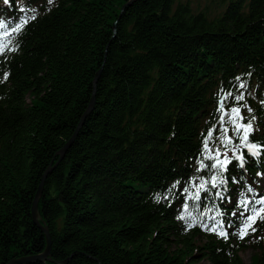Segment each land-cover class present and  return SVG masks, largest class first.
Instances as JSON below:
<instances>
[{
  "label": "trees",
  "instance_id": "trees-1",
  "mask_svg": "<svg viewBox=\"0 0 264 264\" xmlns=\"http://www.w3.org/2000/svg\"><path fill=\"white\" fill-rule=\"evenodd\" d=\"M127 2L44 3L0 59V264L46 251L32 217L42 184L52 263L34 264H244L247 245H197L172 185L204 175L196 160L221 89L239 93L250 70L263 83L264 0H222L213 20L176 0H137L120 16ZM260 92L243 113L264 132Z\"/></svg>",
  "mask_w": 264,
  "mask_h": 264
},
{
  "label": "snow or ice",
  "instance_id": "snow-or-ice-1",
  "mask_svg": "<svg viewBox=\"0 0 264 264\" xmlns=\"http://www.w3.org/2000/svg\"><path fill=\"white\" fill-rule=\"evenodd\" d=\"M47 2L52 4L54 0H47ZM11 3L12 0H4L5 5H11ZM19 11L21 13L26 11L36 12V8L31 6L19 7ZM31 19L35 20L36 16L33 15ZM28 23L29 18L27 16L16 18L14 25H9L5 21L0 20V56L5 55L7 51L15 50L11 46V36L19 34ZM8 75V73H4L5 80ZM239 87L240 89L245 88L244 83H241ZM221 93L222 95L217 102V112L219 113L217 124L208 129L202 141L200 158L196 160V172L204 173V175L189 177L183 187H180L181 181L177 180L172 187L177 188V191L185 197V202L181 205L185 212L189 210L187 201L192 200L196 202V205L205 209L202 213L203 215H208L211 209L207 207L203 195L209 192L221 204L225 201L232 204L233 208L230 212H227V215L235 218V222L230 220L227 227H224L225 221L223 217L226 211L221 208L216 212L215 216L208 217L213 221L211 226L205 225L203 222H201V226L205 231L215 233L218 237L225 240L229 238L227 229L232 228L234 230L231 235L237 236L242 240L250 232L254 233L257 231L254 225L258 221L264 222V195H260L258 199H249L244 195L243 191L234 189L233 192L237 199L233 201L232 196L226 195L229 183V177L226 173L229 171V164H232L233 168L244 169L249 157L255 159L264 155V144L250 139L251 131L253 130L252 121L255 117L246 118L243 115L245 109L249 113L253 112V109L245 101L244 93H233L224 89H221ZM229 100L232 102L231 106H226ZM241 101L245 102L241 103ZM261 104H264V101H261ZM233 159L236 161L235 164H233ZM231 182L234 184L239 183L237 176H232ZM243 187L241 185V188ZM190 189H194V191L189 195ZM245 191L253 193L254 189L248 186ZM211 202L214 203V201ZM178 218L184 219L183 216Z\"/></svg>",
  "mask_w": 264,
  "mask_h": 264
},
{
  "label": "water",
  "instance_id": "water-1",
  "mask_svg": "<svg viewBox=\"0 0 264 264\" xmlns=\"http://www.w3.org/2000/svg\"><path fill=\"white\" fill-rule=\"evenodd\" d=\"M133 1H135V0H133ZM129 4H131V3H129ZM92 109H93V105L90 107V109L86 113V115L84 117V120L91 113ZM82 123H83V121H82ZM72 141H73V139L66 145L65 149L61 152V155L62 156L65 154V152L68 149V147L72 144ZM50 172H51V168H49V170L44 175V179H46V177L48 176V174ZM42 192H43V184L41 185V187H40V189L38 191V194L36 196V199H35V201L33 203V207H32V217H33L34 222L46 234V242H47L46 251L43 254H40V255H37V256H29V257H23V258H20V259L13 260L9 264H34V263H37V262H50V263H52V260L49 259L50 249H51V237H50V233H49V230L46 227H43L44 225L40 222V218H39V202H40V197L42 195ZM68 261L69 260H67L66 262H63V263H59V264H66Z\"/></svg>",
  "mask_w": 264,
  "mask_h": 264
},
{
  "label": "bare ground",
  "instance_id": "bare-ground-1",
  "mask_svg": "<svg viewBox=\"0 0 264 264\" xmlns=\"http://www.w3.org/2000/svg\"><path fill=\"white\" fill-rule=\"evenodd\" d=\"M137 0H135V1H133V0H128V2L122 7V11H121V13H120V16L126 11V9L125 8H127V7H129L131 4H133V3H135ZM129 3H131V4H129ZM183 4H188V5H186V6H188L190 9H191V11H192V14L191 15H193L194 17H196L195 15H199V14H201L200 12H197L194 8H193V6H191V4L189 3V2H181L180 0H176V2L174 3V5H173V7H174V10H175V8H177L179 5L181 6V5H183ZM40 6V5H39ZM125 7V8H124ZM217 7H218V3H217ZM219 7L221 8V10H219L218 12H221V11H224V7H223V5H221V4H219ZM124 10V11H123ZM202 13H204L206 16H207V13L208 12H202ZM222 14H218L217 16H215L216 18L217 17H219V16H221ZM116 23H118V21H114V25L116 24ZM253 71H255V69H256V66H253ZM214 72H210L209 74H207V75H211V74H213ZM245 79V78H244ZM257 79V78H256ZM263 77L261 76L260 77V79L257 81V82H262L263 81ZM261 92L260 93H263V91L262 90H260ZM257 94H259V91H257L256 90V88L255 87H252L249 91H247V92H244V96L246 97V98H250V97H252L253 95H257ZM219 99H220V97H218ZM263 99V96H260V97H258V101H261ZM211 111V110H210ZM210 119H211V121L213 122V123H215L216 121H218V119H216V118H212V117H210ZM256 135H255V132H253V131H251V136H250V139H252V140H254V141H256L257 143L258 142H260V139H257L256 137H255ZM264 140V139H263ZM236 162H234L233 164H235ZM248 164L247 165H245V168L243 169L244 171L243 172H246V168L248 169V170H253V168H252V166H253V164H252V162H247ZM228 168H229V171H231V170H233V166H232V164H229L228 165ZM236 168H239V167H236ZM192 190H194V189H192ZM168 191V193H169V197L170 196H172V195H174V193H171V192H173V189H168L167 190ZM196 218L197 219H200L198 216H196ZM41 222V221H40ZM43 224V223H42ZM198 224V223H197ZM43 227H45V226H43ZM186 231L187 232H189V228L187 227L186 228ZM213 237H217V235H213ZM195 241L196 242H198L196 239H195ZM219 241H226L225 239H223V238H220V240ZM228 244H230V243H228ZM252 246L254 245V244H251ZM231 246V248L232 249H234V250H236L237 248H238V245L237 244H235V245H230ZM246 247H248V245L246 246ZM37 256V255H36ZM16 260V259H15Z\"/></svg>",
  "mask_w": 264,
  "mask_h": 264
},
{
  "label": "rangeland",
  "instance_id": "rangeland-1",
  "mask_svg": "<svg viewBox=\"0 0 264 264\" xmlns=\"http://www.w3.org/2000/svg\"><path fill=\"white\" fill-rule=\"evenodd\" d=\"M181 2H189L191 6L197 11V12H208V15L210 17L217 16L221 10L219 7L220 0H180ZM218 3V7H217ZM20 7H22V2H19L18 4ZM223 5V4H222ZM199 246L202 247L204 244L203 242H198ZM258 254V252L254 249H248L246 251H243L240 256L245 264H251L254 261V257Z\"/></svg>",
  "mask_w": 264,
  "mask_h": 264
}]
</instances>
